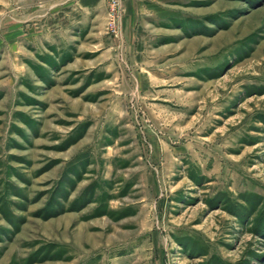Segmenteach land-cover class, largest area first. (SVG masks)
Wrapping results in <instances>:
<instances>
[{
	"label": "rangeland",
	"instance_id": "1",
	"mask_svg": "<svg viewBox=\"0 0 264 264\" xmlns=\"http://www.w3.org/2000/svg\"><path fill=\"white\" fill-rule=\"evenodd\" d=\"M0 264H264V0H0Z\"/></svg>",
	"mask_w": 264,
	"mask_h": 264
}]
</instances>
